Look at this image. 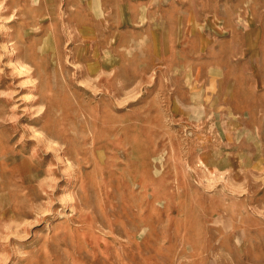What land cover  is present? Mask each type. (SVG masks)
<instances>
[{"label":"rangeland","instance_id":"374dc122","mask_svg":"<svg viewBox=\"0 0 264 264\" xmlns=\"http://www.w3.org/2000/svg\"><path fill=\"white\" fill-rule=\"evenodd\" d=\"M0 264H264V0H0Z\"/></svg>","mask_w":264,"mask_h":264},{"label":"crops","instance_id":"0c3cea01","mask_svg":"<svg viewBox=\"0 0 264 264\" xmlns=\"http://www.w3.org/2000/svg\"><path fill=\"white\" fill-rule=\"evenodd\" d=\"M81 12H82V9H81ZM82 17H84L85 19H82V20H80V21H84V22H93V23H96V22H94V21H92L91 19H89L88 17H90L89 16V14H88V12L87 11H84L83 13H82V15H81V18ZM113 54H111V53H109V55L107 56V58H112L113 59V57H111ZM107 58H106V62H107ZM113 62H115L114 61V59H113ZM105 67H107L106 65H105Z\"/></svg>","mask_w":264,"mask_h":264},{"label":"bare ground","instance_id":"6f19581e","mask_svg":"<svg viewBox=\"0 0 264 264\" xmlns=\"http://www.w3.org/2000/svg\"><path fill=\"white\" fill-rule=\"evenodd\" d=\"M90 32H91V31H90ZM90 32H89V33H90ZM85 33H87V32H85ZM38 111H39V110H38ZM57 113H58V112H57Z\"/></svg>","mask_w":264,"mask_h":264}]
</instances>
